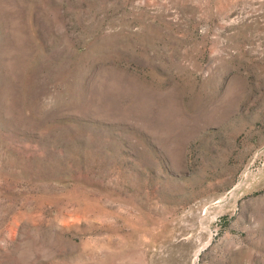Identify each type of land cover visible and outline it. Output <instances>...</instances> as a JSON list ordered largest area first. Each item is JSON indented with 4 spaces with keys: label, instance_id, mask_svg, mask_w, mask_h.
Here are the masks:
<instances>
[{
    "label": "rangeland",
    "instance_id": "obj_1",
    "mask_svg": "<svg viewBox=\"0 0 264 264\" xmlns=\"http://www.w3.org/2000/svg\"><path fill=\"white\" fill-rule=\"evenodd\" d=\"M0 264H264V0H0Z\"/></svg>",
    "mask_w": 264,
    "mask_h": 264
}]
</instances>
